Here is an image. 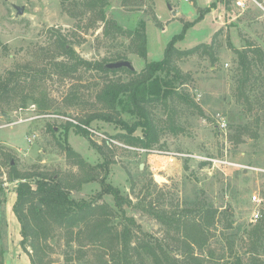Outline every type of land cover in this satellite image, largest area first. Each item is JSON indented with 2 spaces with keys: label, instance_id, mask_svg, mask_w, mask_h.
Wrapping results in <instances>:
<instances>
[{
  "label": "rangeland",
  "instance_id": "1",
  "mask_svg": "<svg viewBox=\"0 0 264 264\" xmlns=\"http://www.w3.org/2000/svg\"><path fill=\"white\" fill-rule=\"evenodd\" d=\"M85 1L0 0V77L15 70L22 73L23 81L17 95L10 93L0 99V180L6 194L9 257L5 263L20 262L24 253L35 255L28 243L26 249L20 245V226L12 211L18 181L9 179L13 166L30 175L27 180L33 188L41 175L54 177L68 188L72 198L103 205L112 213L101 215L111 227L102 240L90 239L92 225L77 234L54 226L39 253L45 264H102L103 255L110 264L118 260L125 264L121 242L115 240L124 227L130 229L128 243L126 239L130 251L138 244L153 246L158 253L161 247L169 261L181 264L186 251L191 250L190 239L182 227L177 231L163 224L153 212L187 221L189 227L199 217L197 208L205 205L213 206L217 213L214 222L198 235L202 244L191 245L195 256L204 264H230L237 258L241 264L264 262V253L255 252L248 237V230L257 222L251 220V195L257 193L264 202L262 10L252 0H235L227 8H210L186 30L177 47L199 43L211 47L175 61L188 73L177 90L190 101L151 106L159 141L150 150L140 151L109 142L107 138L124 143L114 137L125 133L120 125L98 119L84 121L100 108L95 96L103 83L126 80L131 74L79 67L74 73L61 75L54 62L72 61L66 54H57L56 36L64 37L82 59L94 62L124 55L139 71L145 62L161 59L168 40L181 32L183 21L195 19L197 9L210 7L212 0H148L125 7L120 0H107V19L131 29L144 23V57L133 52L129 36L114 31L105 36L98 8H86ZM14 5L22 6L23 13L17 14ZM248 45L260 48L262 63L252 68L242 86L236 50ZM220 118L225 119V128L219 126ZM236 124L247 128L239 143L229 139ZM139 133L140 129L135 134ZM67 145L88 165L78 166L67 157ZM201 161L207 163L200 166ZM103 176L129 200L122 205L124 212L116 208L111 194L100 195ZM113 248L115 258L110 253ZM131 259L132 264H155L147 255Z\"/></svg>",
  "mask_w": 264,
  "mask_h": 264
},
{
  "label": "trees",
  "instance_id": "2",
  "mask_svg": "<svg viewBox=\"0 0 264 264\" xmlns=\"http://www.w3.org/2000/svg\"><path fill=\"white\" fill-rule=\"evenodd\" d=\"M148 0H120L121 6H137L143 5ZM235 0H212L210 7L198 8L197 16L193 20L183 21L181 32L172 36L168 40L164 49V56L159 60H150L145 62L144 66L139 70H131L126 67L107 68L106 64L111 61L127 59L124 55L116 54L113 58L103 59L102 61H88L80 58L71 46H68L67 41L60 35L56 36L57 54H66L72 61L70 64L62 62H54V66L60 71L61 75H69L74 73L79 67L85 69H97L104 73L116 72L125 70L131 76L126 80H107L96 93V102L100 108L88 115L84 119L86 123L98 119L106 122H114L125 129V133L114 135L120 138L125 144L131 146H139L142 148H153L154 144L159 141V128L154 121L150 107L156 104H161L167 107L169 102L187 103L188 96L179 92L177 89L187 80L188 73L181 71L176 64V60L192 55L198 52L201 48L205 52L208 51L205 43H199L190 48L181 49L176 46V42L183 37L186 30L196 21L203 18L204 14L210 8H217L218 5L228 7ZM88 9L98 8L99 19L103 22V34L110 35L114 31L117 35H126L130 37L133 45V52L140 56L146 55V35L144 31V23L140 22L134 29L125 28L115 20L107 19L105 15V6L107 0H86L83 3ZM158 23L157 18H155ZM234 23V22H232ZM220 31L217 30L215 34ZM238 55V63L240 66V84L243 86L252 74V68L262 63L260 56L261 51L258 47L248 45L243 49L236 50ZM212 60L215 58L212 56ZM22 73L15 70L7 72L6 77H0V99L11 95L10 93L18 94V89L22 85ZM34 76V75H33ZM17 91V92H16ZM20 95H23L20 93ZM21 98H24L22 96ZM38 101V100H36ZM174 105V104H173ZM45 108V107H43ZM125 116H130L133 120L128 121ZM174 128V126H173ZM235 134L230 136V140L234 143H239L242 140V135L247 128L242 124L234 126ZM140 129L139 134H135ZM172 129V127H171ZM52 130V129H51ZM83 134L87 132L83 130ZM101 153L100 146L96 145ZM64 152L67 157L72 158L74 162L81 167H85L88 163L82 158L79 152L73 150L69 145L64 147ZM186 162V161H185ZM11 163V162H10ZM206 161H201L199 164L203 166ZM184 163V168H186ZM9 179L17 180L15 188L16 198L12 205V211L20 224L21 240L20 245L26 249V245L32 248L34 254H29L30 264H45L43 257L39 255L42 251L43 242L45 243L49 237L50 230L54 226H58L70 233L77 234L84 227L92 225L90 231L91 240H102L107 234L111 233V227L106 225V217L101 218V215L109 216L112 214L106 210L105 206L95 204L91 201L77 200L69 195V190L61 184L60 179L41 175L35 181V188L27 180L30 175L18 172L16 168L11 167ZM87 172H85V176ZM85 179V178H84ZM83 179L79 181L81 183ZM102 188L101 194H111L116 208L124 212L122 205L124 202H129L128 199L122 197L120 189L112 184L105 182V176L100 179ZM3 181L0 180V264H4L5 254L7 252V219L5 216L6 194ZM65 185V184H64ZM40 203V205L37 204ZM111 208V207H109ZM199 216L188 227L187 221H181L174 217L164 216L163 213L153 212V215L165 225L173 226L177 231L184 230V236L190 239L189 248L183 258L181 264H204L200 256H195L192 250V244H202L199 242L198 235L202 233L203 227H208L214 222L217 209L213 206H200L197 208ZM227 213V211L225 210ZM82 227V228H81ZM74 228L77 229L74 232ZM130 229L124 227L119 234L115 236V240L121 242V253H123V263L132 264V257L141 259L143 255L151 256L155 264H176L174 261H169L168 254L160 247L158 253L153 246L146 244H138L130 251L127 248L129 241ZM72 235V234H71ZM248 237L253 245L252 249L257 253H264V210L262 216L253 223V227L248 230ZM127 239V243H126ZM69 241V240H68ZM67 241V242H68ZM111 257L115 258L114 248L110 251ZM186 258V260H185ZM70 259V258H69ZM102 264H110V261L101 256ZM119 260L117 264H120ZM230 264H241L239 258ZM264 264V262L253 263Z\"/></svg>",
  "mask_w": 264,
  "mask_h": 264
},
{
  "label": "built area",
  "instance_id": "3",
  "mask_svg": "<svg viewBox=\"0 0 264 264\" xmlns=\"http://www.w3.org/2000/svg\"><path fill=\"white\" fill-rule=\"evenodd\" d=\"M252 1L257 5V7H259L262 10V12L264 14V0H252ZM238 3H239V5L246 6V4H245L244 1H239ZM32 107H34V106L32 105ZM51 115H53L55 117H64V119L65 118L66 119H70V118H68V116H65V115L64 116L58 115V114H51ZM31 118H27V119H31ZM70 120H72V119H70ZM219 126L221 128H225L226 127V121H225L224 118H220V120H219ZM83 127H85L87 130H89L92 133H98L95 129H93V128L87 126V125H83ZM107 139L109 140V142H115L117 144H121V145H123L125 147H128V148H134V149H137V150H140V151L150 150V149H146V148H142V147L131 146V145H128V144H125V143H120V142H118V141H116L114 139H111V138H107ZM250 201H251V203L254 206L253 211H252L251 220L252 221H256V220H258L262 216V210L261 209L264 207L263 198L261 196H259L257 193H253L251 195Z\"/></svg>",
  "mask_w": 264,
  "mask_h": 264
},
{
  "label": "water",
  "instance_id": "4",
  "mask_svg": "<svg viewBox=\"0 0 264 264\" xmlns=\"http://www.w3.org/2000/svg\"><path fill=\"white\" fill-rule=\"evenodd\" d=\"M168 7H170V5L168 4ZM14 8L16 9V12L17 14H22L23 13V7L22 6H18V5H14ZM106 67L107 68H121V67H126V68H129L131 70L134 69V66L132 65V63L127 60V59H121V60H116V61H111V62H108L106 64ZM13 163V161H11V164ZM160 179L163 180L162 177H160ZM38 205H40L39 202H37Z\"/></svg>",
  "mask_w": 264,
  "mask_h": 264
},
{
  "label": "crops",
  "instance_id": "5",
  "mask_svg": "<svg viewBox=\"0 0 264 264\" xmlns=\"http://www.w3.org/2000/svg\"><path fill=\"white\" fill-rule=\"evenodd\" d=\"M219 6H221V5H218L217 7H219ZM169 8V7H168ZM170 9V8H169ZM217 9V8H216ZM219 11V10H218ZM219 13H221L220 11H219ZM173 14H174V12H173ZM175 14H176V12H175ZM19 223V222H18ZM19 226H20V224H19ZM8 253L6 252V254H5V258H4V264H7V263H5L6 261H7V259L9 258L8 256ZM19 259H20V262H18V263H16V264H28L29 263V257H28V255L27 254H22L20 257H19Z\"/></svg>",
  "mask_w": 264,
  "mask_h": 264
}]
</instances>
